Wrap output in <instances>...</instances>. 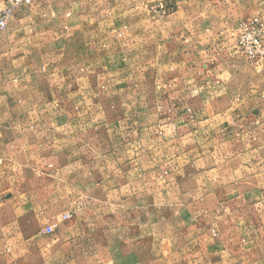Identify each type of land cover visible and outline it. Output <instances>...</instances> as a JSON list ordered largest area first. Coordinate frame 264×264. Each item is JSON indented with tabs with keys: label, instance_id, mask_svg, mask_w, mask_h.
Returning a JSON list of instances; mask_svg holds the SVG:
<instances>
[{
	"label": "crops",
	"instance_id": "1",
	"mask_svg": "<svg viewBox=\"0 0 264 264\" xmlns=\"http://www.w3.org/2000/svg\"><path fill=\"white\" fill-rule=\"evenodd\" d=\"M159 2L167 15L150 11ZM71 11L45 30L26 16L32 26L14 32L51 41L43 72L12 81L16 114L0 108V264H145L152 246L153 264H264V89L245 84L232 40L240 24H264V0H77ZM29 90L39 105H21ZM135 93L154 106L113 108ZM53 177L57 217L34 184ZM163 197L186 216L166 236ZM54 221L61 236L39 234Z\"/></svg>",
	"mask_w": 264,
	"mask_h": 264
},
{
	"label": "rangeland",
	"instance_id": "2",
	"mask_svg": "<svg viewBox=\"0 0 264 264\" xmlns=\"http://www.w3.org/2000/svg\"><path fill=\"white\" fill-rule=\"evenodd\" d=\"M95 1L102 3V2H109L110 0H94V2ZM3 2L4 0H0V10L4 6ZM75 2H77V0H37V2L30 7H23V8L16 10L15 14L13 15L9 23L7 32L0 38V93L6 95L3 99H0V108H1V112H4V114L10 113V115H13V114H16L15 112L18 111L17 106L19 104L15 102L14 98H12L13 95H11L12 90H13L12 86L14 84L12 83V81H14L16 76H20V77L25 76L28 71L32 72V71L39 70L40 72H43V68H45L44 64L47 63L48 61L47 55L49 54L48 51L50 49L49 42L51 41V38L46 37V36L31 38V37L25 36L24 34L22 37H16L14 33L15 30H17L18 28H22V27L24 29H27L32 26L31 22H29L28 24V21H25V22L23 21V18L29 15L33 17V25L36 29L45 30L46 28L51 26V23L48 21V19L50 18V15L60 17L63 14L70 13L72 16L73 12L71 10L75 6ZM152 6H150L151 12H153L151 10ZM97 8H99V11L100 10L105 11L104 6H99ZM167 13L168 11H163V12H159L155 14L165 16L167 15ZM86 18L87 20H90L89 17H86ZM100 23H101V26L103 24V27H102L103 29L109 28L106 22H100ZM96 25H97V22L92 21L91 26L96 27ZM99 26L97 25V27ZM115 37H116V40L118 41H121L122 39V37L118 34ZM218 39L219 38H214V41L215 40L218 41ZM235 39H236V35L232 37L233 41H235ZM69 44L72 45L73 41L71 40ZM262 64H264V58L258 61H254V62L248 61L245 58L243 59V61L241 62V65L247 66L246 68L247 71H245L247 73L245 72L242 73L243 75L242 79L244 80L245 84L249 83L250 80H252V82H255L256 80H258V84L261 86V89L262 88L264 89V74L260 75L258 73L257 76H255L251 74L249 70L252 66H261ZM27 67L30 68L28 69V71L26 70ZM18 74H22V75H18ZM42 74L39 72L37 73V75L39 76V79L42 78L40 77L42 76ZM134 90H136V86ZM136 93L131 94V100L129 101V104H126V102L115 100L113 102V108L115 110L120 109V108H123L126 110L128 108L129 110L135 111L137 109H143V108L147 109L150 106H154L153 98L149 100L150 96H147L146 101L138 100ZM38 96H39L38 93L35 92L34 90L26 91L24 93V97L28 101L24 102V104L21 103V105L31 106V101H29L30 98L35 99L36 104L39 105L40 102L39 100H37ZM148 104H150V106H148ZM13 119L14 117H11V121H13ZM2 120H6L7 122H9L10 118H5ZM4 124L5 123H1V120H0V126ZM10 125H13V123H9V126ZM34 184H35V187L43 184V187L48 188L47 191L49 192V194L45 199L49 200L51 217L52 216L57 217L58 216L57 196H56V193L54 192L57 187L56 179L53 177L51 179L49 178V180L46 179L45 181H38V182L35 181ZM164 186L165 184H163V187ZM166 201H169V198L163 197L162 212H161V219L163 222L161 232L163 236L170 235V233L172 234L174 233V229L170 227H172L175 222L177 221L181 222V221L186 220V216H185L182 206L180 207L182 209H179L178 211L170 210L169 206H166V205H169V203ZM148 202L149 200L147 198V204ZM156 216L158 215L156 214ZM146 219L149 220L148 214H147ZM50 226L53 227L52 234L55 232L53 236L55 237L61 236L60 231L57 232L58 221L57 222L54 221L50 223ZM176 231H177L178 237L182 235V234H179L181 231L180 229H176ZM182 231L184 233V229ZM39 234L45 235L42 229L39 231ZM87 234H88V231L86 230L84 232V235H87ZM88 247L89 246H86L83 244V248H88ZM163 252H164V249H163ZM145 254H146L145 264H153V260H152V258L154 257L153 246L152 248L147 247ZM166 257L167 256H164V257L162 256L161 264H168L169 261L166 259ZM181 258L183 259L184 256L181 255ZM181 260L178 261V264H181ZM81 264H89V262L86 260H82Z\"/></svg>",
	"mask_w": 264,
	"mask_h": 264
},
{
	"label": "built area",
	"instance_id": "3",
	"mask_svg": "<svg viewBox=\"0 0 264 264\" xmlns=\"http://www.w3.org/2000/svg\"><path fill=\"white\" fill-rule=\"evenodd\" d=\"M34 0H4L0 10V38L6 33L9 23L16 10L31 5ZM169 6L159 2L151 7L155 13L168 11ZM236 49L248 61L254 62L264 58V24L259 20H251L240 24L236 30ZM2 159L0 157V165ZM53 227L48 225L43 229L44 234H51ZM215 235V231H211Z\"/></svg>",
	"mask_w": 264,
	"mask_h": 264
}]
</instances>
